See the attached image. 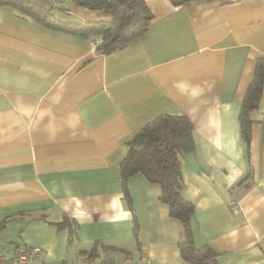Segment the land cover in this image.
<instances>
[{
    "label": "crops",
    "instance_id": "1",
    "mask_svg": "<svg viewBox=\"0 0 264 264\" xmlns=\"http://www.w3.org/2000/svg\"><path fill=\"white\" fill-rule=\"evenodd\" d=\"M58 22H108L71 1L26 0ZM147 31L110 54L100 37L48 29L0 6V264H189L180 222L140 174L123 197L127 142L160 116H184L195 150L180 158L196 246L217 264H264V87L248 148L239 115L264 61V0H143ZM65 219L77 225L72 242Z\"/></svg>",
    "mask_w": 264,
    "mask_h": 264
},
{
    "label": "trees",
    "instance_id": "2",
    "mask_svg": "<svg viewBox=\"0 0 264 264\" xmlns=\"http://www.w3.org/2000/svg\"><path fill=\"white\" fill-rule=\"evenodd\" d=\"M91 11L110 13L108 22L85 25L64 24L49 13L26 0H0V6L13 7L41 25L57 32L87 38L100 37L97 49L110 54L128 42L143 35L153 17L143 0H67ZM202 0H169L173 6ZM264 87V61H256L253 79L246 91L239 115L241 137L248 148L251 114L259 107ZM264 144V116L260 121ZM128 152L119 166L123 197L130 204L128 180L135 174L159 187V202L168 209L169 217L181 223L183 239L178 244L180 257L189 264H217L218 253L209 245L196 246L194 242V206L182 193L180 158L195 150L193 127L184 116H160L145 125L127 142ZM3 224H0V228ZM67 229L69 243L77 225L65 219L57 225ZM16 254V249H15ZM15 256V255H14ZM14 258V257H13ZM13 261V260H12Z\"/></svg>",
    "mask_w": 264,
    "mask_h": 264
},
{
    "label": "built area",
    "instance_id": "3",
    "mask_svg": "<svg viewBox=\"0 0 264 264\" xmlns=\"http://www.w3.org/2000/svg\"><path fill=\"white\" fill-rule=\"evenodd\" d=\"M67 0H51V7L57 10ZM39 254L38 249H31L24 245H18L16 247V254L13 258V264H29ZM98 264H107L104 262Z\"/></svg>",
    "mask_w": 264,
    "mask_h": 264
}]
</instances>
